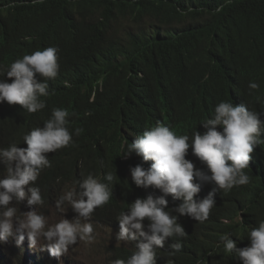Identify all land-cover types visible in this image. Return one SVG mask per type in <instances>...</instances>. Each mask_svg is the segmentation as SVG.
Here are the masks:
<instances>
[{"label":"trees","instance_id":"1","mask_svg":"<svg viewBox=\"0 0 264 264\" xmlns=\"http://www.w3.org/2000/svg\"><path fill=\"white\" fill-rule=\"evenodd\" d=\"M12 40L58 48L62 87L39 115L0 104V147L18 145L30 125L57 107L69 112L71 130L83 129L79 154L43 170L36 181L45 203L59 197L64 182L76 180L72 169L80 158L85 167L117 161L124 168L125 136L141 129L143 119L162 111L192 128L210 96L242 92L264 102V0H0V58ZM249 82L259 88L249 89ZM113 189L110 201L93 213L110 224L143 198L131 181ZM16 207L33 210L27 203ZM240 211L249 227L264 219V172L247 192H230L212 219ZM108 250L111 264L126 260L134 248L113 242ZM222 250L194 234L170 264H223ZM9 251L21 257L15 246L0 241V264H16ZM38 262L57 261L47 255Z\"/></svg>","mask_w":264,"mask_h":264},{"label":"clouds","instance_id":"2","mask_svg":"<svg viewBox=\"0 0 264 264\" xmlns=\"http://www.w3.org/2000/svg\"><path fill=\"white\" fill-rule=\"evenodd\" d=\"M10 45V52L0 58V104L39 115L62 87L59 49L15 40ZM6 57L14 62L5 78ZM248 87L256 90L259 85L249 82ZM50 115L30 125L18 145L0 147V165L4 166L0 241L15 238L12 245L20 254L26 252L27 261L48 251L55 264H71L70 246L91 244L97 231L105 227L114 231L108 246L116 242L134 248L126 260L118 258L111 264H159L156 256L170 264L194 234L223 248L218 254L223 264H264V219L254 227L244 222L241 211L212 219L213 209L230 192L236 188L247 192L255 177L264 172L262 96L242 92L210 96L192 128L186 119L176 121L162 111L156 118L143 119L141 129L125 136L129 143L122 155L124 168L117 161L85 167L80 158L72 169L76 180L64 182L59 197L45 203L36 181L44 169L47 172L56 163L66 165L79 154L83 132L81 128L71 130L66 109L53 108ZM124 181H131L143 198L129 204L113 224L103 216L96 218L94 211L110 201L114 184L118 187ZM51 202L55 206H49ZM20 203L33 210L21 212L16 207ZM41 207L48 212L53 208L64 218L50 224L38 212ZM244 231L247 237L241 240Z\"/></svg>","mask_w":264,"mask_h":264},{"label":"rangeland","instance_id":"3","mask_svg":"<svg viewBox=\"0 0 264 264\" xmlns=\"http://www.w3.org/2000/svg\"><path fill=\"white\" fill-rule=\"evenodd\" d=\"M37 210L40 214L48 218L50 224H54L64 218L62 215H60V213L59 214L56 213V211L53 208H50L49 210L50 212L45 211L41 208H38ZM27 211H31V210H27ZM67 219L71 220V218H67ZM113 237H114V231L105 227L101 228L99 231H97V236L94 242H92L91 244L78 242L76 245L70 246L69 250L71 252L70 253L71 260L74 261L75 264H107L106 263L107 246L109 243L112 242ZM13 243H15L14 238L9 239L7 242H4L6 246L12 245ZM11 256L16 261V264H18V261L20 260L24 262H25L24 259L27 260V258L25 257L26 254L24 252L21 254V257H18L14 251H11ZM27 263H29V261H26L24 264ZM29 264H33V262L31 261V263Z\"/></svg>","mask_w":264,"mask_h":264},{"label":"bare ground","instance_id":"4","mask_svg":"<svg viewBox=\"0 0 264 264\" xmlns=\"http://www.w3.org/2000/svg\"><path fill=\"white\" fill-rule=\"evenodd\" d=\"M14 62V60L13 59H11V58H8V57H6V69L4 70V72H5V78H6V70L8 69V67L11 65V63H13ZM61 89V87L59 86V88H58V90H57V92L59 91ZM71 94V93H70ZM153 108V110L154 111H156V110H159V109H161V106H159V108H155V107H152ZM149 111H152V110H148V112ZM168 118L169 117H167V119H166V123L167 122H169V120H168ZM172 124H174V123H172ZM171 126V125H170ZM136 129V131H137V127L135 128ZM197 130V129H196ZM124 148H126V146H123ZM44 170H46V169H44ZM38 184V183H37ZM49 206H55V202H51V203H49ZM246 231H244V232H240V236L242 235V238H241V240H244V238L246 237ZM14 241H15V238H14ZM46 255H49V252L48 251H44V252H42L41 254H39V255H37V257H33L32 258V262H33V264H41V263H39L38 262V260L39 261H42V260H44V259H47V256ZM25 260V262L27 261L26 259H24ZM31 261L29 262V263H31ZM224 261V260H223ZM24 261H22V260H20V261H18V263L19 264H23V263H25ZM29 263H27V264H29ZM42 264H45V263H42Z\"/></svg>","mask_w":264,"mask_h":264}]
</instances>
